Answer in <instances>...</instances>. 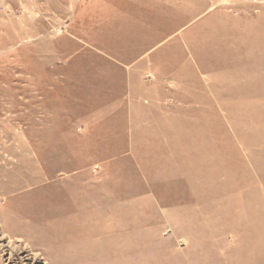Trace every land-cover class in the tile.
<instances>
[{
    "label": "rangeland",
    "instance_id": "rangeland-1",
    "mask_svg": "<svg viewBox=\"0 0 264 264\" xmlns=\"http://www.w3.org/2000/svg\"><path fill=\"white\" fill-rule=\"evenodd\" d=\"M233 261L264 264V0H0V264Z\"/></svg>",
    "mask_w": 264,
    "mask_h": 264
},
{
    "label": "bare ground",
    "instance_id": "bare-ground-1",
    "mask_svg": "<svg viewBox=\"0 0 264 264\" xmlns=\"http://www.w3.org/2000/svg\"><path fill=\"white\" fill-rule=\"evenodd\" d=\"M116 230L117 231H116V234L114 236H115V239H117V241H118L119 240V236H120V232H119V230L117 228H116ZM103 242H105L106 246L111 250V252L107 255L109 258L110 257H114L116 254H118L121 251L120 244H115L114 241H110V240H105ZM246 243H247V240H242V241H240L239 243H237L235 245L234 249L232 250L233 260L234 259L236 261H240L241 260V258L244 256V254H240L239 253V251H240L239 249H240V247L244 246ZM233 262H235V261H233ZM235 263H237V262H235Z\"/></svg>",
    "mask_w": 264,
    "mask_h": 264
}]
</instances>
